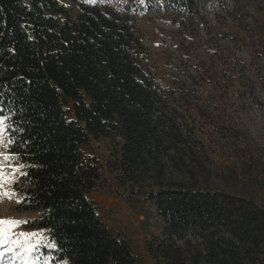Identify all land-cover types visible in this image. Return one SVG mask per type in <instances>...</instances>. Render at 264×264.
Segmentation results:
<instances>
[{
	"label": "trees",
	"instance_id": "16d2710c",
	"mask_svg": "<svg viewBox=\"0 0 264 264\" xmlns=\"http://www.w3.org/2000/svg\"><path fill=\"white\" fill-rule=\"evenodd\" d=\"M198 1L170 0L190 12ZM134 4L86 5L73 18L64 0H0V109L27 173L15 182L22 205L51 229L60 262L142 264L91 198L107 179L83 147L115 135L123 144L107 172L156 204L161 237L147 245L160 264H264V214L202 180L208 168L189 145L196 123L175 104L196 90L156 78Z\"/></svg>",
	"mask_w": 264,
	"mask_h": 264
},
{
	"label": "rangeland",
	"instance_id": "374dc122",
	"mask_svg": "<svg viewBox=\"0 0 264 264\" xmlns=\"http://www.w3.org/2000/svg\"><path fill=\"white\" fill-rule=\"evenodd\" d=\"M64 2L75 18L83 6L120 7L126 0ZM130 14L156 78L165 86L196 90L188 101L177 94L175 104L196 123L198 138L189 145L197 152L195 160L208 168L202 180L264 214V0H199L192 12L170 0H136ZM122 144L121 137L112 135L92 138L83 147L99 160L107 179L91 198L106 224L131 240L142 264H160L147 245L161 237L163 222L156 204L129 196L107 172L106 162ZM0 153L13 155L2 146ZM21 164L0 159V190L14 193L0 195V219L27 221L12 232H38L43 230L35 222L39 215L17 203ZM42 236L46 241L27 260L5 252L0 264H64L46 246L47 232Z\"/></svg>",
	"mask_w": 264,
	"mask_h": 264
},
{
	"label": "snow or ice",
	"instance_id": "6c2138e0",
	"mask_svg": "<svg viewBox=\"0 0 264 264\" xmlns=\"http://www.w3.org/2000/svg\"><path fill=\"white\" fill-rule=\"evenodd\" d=\"M11 119V115H5L3 109H0V146L4 148H9L15 141L9 135V130L15 131L11 123H6ZM5 140L7 141L5 143ZM0 159L3 160H16L19 159L18 155H4L0 153ZM25 165H19V168H24ZM19 168H13V172L19 171ZM3 168L0 167V173H2ZM20 175L26 176L27 173L21 172ZM14 193H5L0 190V195H8L9 197ZM24 198L17 200V203H22ZM25 220H15V219H0V246L8 245L6 248H0V256H3L5 252H12L14 256H20L21 258L27 260L29 258V253L37 250L39 244L46 241L47 238L42 236V232L45 230L34 231V232H12L11 229L17 227L20 224H25ZM46 231H51L47 229ZM47 247L56 248L57 244L55 239L46 243ZM67 264V261L64 262Z\"/></svg>",
	"mask_w": 264,
	"mask_h": 264
}]
</instances>
